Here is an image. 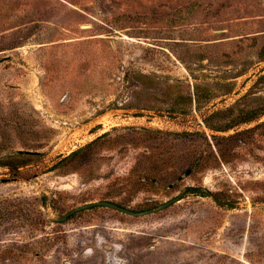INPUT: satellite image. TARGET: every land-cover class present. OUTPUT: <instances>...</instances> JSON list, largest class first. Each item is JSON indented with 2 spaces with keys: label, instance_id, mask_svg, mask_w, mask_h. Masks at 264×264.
Instances as JSON below:
<instances>
[{
  "label": "rangeland",
  "instance_id": "374dc122",
  "mask_svg": "<svg viewBox=\"0 0 264 264\" xmlns=\"http://www.w3.org/2000/svg\"><path fill=\"white\" fill-rule=\"evenodd\" d=\"M0 178V264H264V0H0Z\"/></svg>",
  "mask_w": 264,
  "mask_h": 264
},
{
  "label": "trees",
  "instance_id": "16d2710c",
  "mask_svg": "<svg viewBox=\"0 0 264 264\" xmlns=\"http://www.w3.org/2000/svg\"><path fill=\"white\" fill-rule=\"evenodd\" d=\"M194 94H195V97L188 96L187 106H179V103H178L177 106L171 107L172 111H174L175 113L176 112L177 113H186L189 110V107L193 106V104L200 105V104L204 103L205 101L211 100L214 97L213 88L211 86L203 85L200 83H197L195 85ZM235 111H236L235 106L226 108L224 110H216L204 118L205 123L212 130L228 131V130H230V129H232V128H234V127H236L242 123L251 122V121L255 120L256 118H258L261 115V113H263L260 109H257V108L247 109V110L242 109L239 112H235ZM218 120L220 122H218ZM167 133H170L172 135H180L181 134L180 132H172V131H169ZM240 133H242V132L237 131L234 134H230L228 136L213 134L212 137H213V139L216 140L215 144H216V147L218 150V155L220 156L221 159L225 160L227 158V155H229V152H227L226 149L223 148L221 141L232 139L233 137L237 136V134H240ZM109 134H110L109 131L103 133L102 135L98 136L96 139H94L93 141H91L87 145H85V146H83L77 150H74L70 155L66 156L64 159H68V158H70L76 154H80V153L84 152L85 150H87L88 148L95 146L96 144L104 141L105 138ZM214 158H215V161H217L218 157L216 155L214 156ZM22 163L26 164L27 162L23 161ZM196 165H198V166L199 165L200 166L205 165V161L203 159V154L200 155L199 161H197ZM189 171H192V169ZM190 191L202 192V190H200V188H197V187H191ZM105 199L116 201V200H114V198L112 196H106ZM116 202H118L119 204H121L123 206H127V204L124 201H116Z\"/></svg>",
  "mask_w": 264,
  "mask_h": 264
},
{
  "label": "water",
  "instance_id": "95a60500",
  "mask_svg": "<svg viewBox=\"0 0 264 264\" xmlns=\"http://www.w3.org/2000/svg\"><path fill=\"white\" fill-rule=\"evenodd\" d=\"M4 181H6V178H0V182H4ZM183 195H184V191L181 192L179 195L159 204L158 206L148 208L146 210H134L130 207L123 206L116 201L108 200V199L90 201V202H86L80 206L72 208L71 210H69L68 212L63 214L62 216L58 217V220L59 221L67 220L72 214L79 212L81 210H84V209L94 207V206H107V207L114 208V209L119 210L121 212H124L127 214H132V215H146V214L158 212L160 210H163V209L171 206L175 202L180 201L183 198ZM215 199L218 200L217 198H215Z\"/></svg>",
  "mask_w": 264,
  "mask_h": 264
},
{
  "label": "flooded vegetation",
  "instance_id": "af4514ba",
  "mask_svg": "<svg viewBox=\"0 0 264 264\" xmlns=\"http://www.w3.org/2000/svg\"><path fill=\"white\" fill-rule=\"evenodd\" d=\"M107 248H112L114 246L106 244ZM114 249V248H113Z\"/></svg>",
  "mask_w": 264,
  "mask_h": 264
},
{
  "label": "bare ground",
  "instance_id": "6f19581e",
  "mask_svg": "<svg viewBox=\"0 0 264 264\" xmlns=\"http://www.w3.org/2000/svg\"><path fill=\"white\" fill-rule=\"evenodd\" d=\"M106 122V121H105ZM106 125H107V123H106ZM59 147V146H58ZM63 151V150H62Z\"/></svg>",
  "mask_w": 264,
  "mask_h": 264
}]
</instances>
